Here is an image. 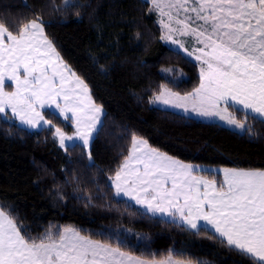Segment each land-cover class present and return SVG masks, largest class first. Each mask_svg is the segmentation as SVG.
Masks as SVG:
<instances>
[{
  "label": "trees",
  "instance_id": "16d2710c",
  "mask_svg": "<svg viewBox=\"0 0 264 264\" xmlns=\"http://www.w3.org/2000/svg\"><path fill=\"white\" fill-rule=\"evenodd\" d=\"M37 18L104 115L89 147L75 143L65 149L51 125L32 131L0 114V209L26 237L71 227L147 261L252 264L208 228L192 230L118 198L112 181L133 135L202 168L199 173L218 183L217 168L264 171L262 119L231 108L245 122L246 130L239 132L151 103L162 85L191 93L199 86L200 67L160 39L157 12L146 0H71L67 6L64 0H0V23L14 34ZM180 72L181 81L175 78ZM44 116L65 133L75 131L53 112Z\"/></svg>",
  "mask_w": 264,
  "mask_h": 264
},
{
  "label": "snow or ice",
  "instance_id": "6c2138e0",
  "mask_svg": "<svg viewBox=\"0 0 264 264\" xmlns=\"http://www.w3.org/2000/svg\"><path fill=\"white\" fill-rule=\"evenodd\" d=\"M71 0H64L69 5ZM161 16L173 19L172 10L195 13V18L176 19L180 28L160 23L167 34L160 37L184 44L171 33L191 35L203 47L189 56L200 62V83L191 93L180 95L162 85L151 103L160 102L199 116H218L237 128L245 122L233 111L243 110L264 122V0H151ZM190 3L196 6L188 7ZM165 8L168 11H165ZM203 13V14H202ZM189 21H192L190 24ZM203 21V24H196ZM206 65V67H204ZM13 91H6L12 87ZM223 105V107H221ZM239 106V107H237ZM54 109L75 128L67 135L45 119L42 110ZM11 111L30 128L51 125L61 148L72 141L87 148L102 108L95 104L87 84L64 64L47 39L39 18L14 34L0 23V114ZM70 114V115H69ZM250 131V129H248ZM91 161V155L89 154ZM223 181L197 175V169L182 163L133 135L127 157L114 174L117 197L126 196L147 209L179 216L191 229L211 226L227 246L252 264H264V171L222 169ZM144 264L93 241L71 227L36 238L26 237L15 220L0 210V264ZM165 264H174L171 257Z\"/></svg>",
  "mask_w": 264,
  "mask_h": 264
},
{
  "label": "rangeland",
  "instance_id": "374dc122",
  "mask_svg": "<svg viewBox=\"0 0 264 264\" xmlns=\"http://www.w3.org/2000/svg\"><path fill=\"white\" fill-rule=\"evenodd\" d=\"M146 1H148V2L152 5V7L154 8V6H153L151 0H146ZM193 6H196V5H195L194 3H190V4L188 5L189 8H191V7H193ZM154 10L157 12V15H158V18H159V21H158V22H159V25H160L161 30H162V35L167 34V29H165V28L163 27V25L160 23L161 20H163L164 23H168V24H170L171 27H173V28H180V27H182V26H181V25H178V24L176 23V19L184 20L185 16H190V17L195 18V13H193V12H191V11L185 13L183 10H180V11H179V15L177 16V14H176V10L173 9V10H172L173 19L170 21L169 18H168V16H161V14H160V12H159L158 10H156L155 8H154ZM165 11H168V9L165 8ZM202 14H203V13H202ZM189 23L191 24L192 21H189ZM203 23H204L203 21H196V24H203ZM171 35H173V37H174L175 39L181 41V42L184 44V47L181 48L179 44H172L171 42L166 41V40H163V41H164L167 45H169L170 47H172V48H174V49L180 51L181 53L187 55L189 58H191L192 60H194L195 62H197V63L199 64V67L201 68V64H200V62L197 61V60L194 58V56H195V55H199V53L197 52V53H194L193 56H189V55H188V52L192 51L194 48L203 47V45L198 44V43L196 42L195 38H194L193 36H191V35L181 36V35H179V33H177V32H173V33H171ZM63 62H64V61H63ZM64 64H65V63H64ZM65 65H66V64H65ZM204 67H206V65H205ZM68 68H69V67H68ZM69 69H70V68H69ZM70 70H71V69H70ZM71 71H72V70H71ZM165 71H166V73H169V74H173V73L175 72L174 69H173V70H172V69H166ZM72 72H73V71H72ZM180 74H182V73L180 72ZM175 78L181 81V80H183L184 75L182 74V75H180L179 77H175ZM5 90H6V91H13V90H14V85H12L11 89L8 88V87H6ZM170 90H171V89H170ZM171 91H172V90H171ZM173 92H174V91H173ZM180 95H183V94H180ZM92 100H93V99H92ZM152 104H153L154 106H155L156 104H158V105H160V106H164V105H165V104H162V103H160V102H156V103H152ZM230 109H231V108H229V110H230ZM46 111H49V112H53V113H54V109L45 108V109L42 110L43 115H44V113H45ZM102 112H103V115H104V111H103V110H102ZM229 112H231V111H229ZM56 114L59 115L58 112H56ZM3 115H7V116L9 117V119H11L13 122H16V123H18L19 125H21V126L27 128V129H30V130H32V131H37V130L42 129V128L45 127V126H49V125H47V124H42V126H39V127H36V128H30V127H28L27 125H22V124L20 123V121H19L18 118H15V117L12 116L10 110H8V111H7L5 114H3ZM69 115H70V114H69ZM233 115H234V114H233ZM44 117H45V116H44ZM202 118H203V120H206V121H213V120H214V121H217V122H219V123H221V124L227 126L228 128H231V129L237 130V131H239V132H244V131L246 130V125H245V129H240V128H237L235 125H230V124H228L226 121L220 120V118H219L218 116H210V117H205V116H204V117H202ZM235 118H236V117H235ZM45 119H46V117H45ZM236 119H237V118H236ZM237 120H238V119H237ZM101 122H102V121H101ZM100 125H101V123H100ZM100 125H99V127H100ZM98 129H99V128H98ZM74 132H75V131H74ZM74 132L71 133V134H68V133H66V134L69 135V136H71V135L74 134ZM95 134H96V133H95ZM95 134H94V135H95ZM66 143L69 144L70 146L73 144L72 141H68V142H66ZM198 169H199V168H198ZM201 169H202V168H201ZM217 169H218V170H221V168H217ZM218 170H215L214 172L216 173V172H218ZM0 210H1V209H0ZM111 248H113V247H111ZM114 249H115V248H114ZM126 255H127V256H131V257H133V258H137V259H139V260H142V261H144V264H165V262L168 261V260H164V261H162V262H160V261H154V262H151V261H147V260H144V259L138 258V257H136V256H132V255H129V254H126ZM171 259H172V258H171ZM172 261L174 262V264H184V262H183V261H180V260L172 259ZM185 263H186V262H185ZM126 264H130V262H126ZM186 264H190V263H186ZM191 264H192V263H191Z\"/></svg>",
  "mask_w": 264,
  "mask_h": 264
},
{
  "label": "crops",
  "instance_id": "0c3cea01",
  "mask_svg": "<svg viewBox=\"0 0 264 264\" xmlns=\"http://www.w3.org/2000/svg\"><path fill=\"white\" fill-rule=\"evenodd\" d=\"M90 94V93H89ZM92 98V97H91ZM156 107H158V108H163V109H166V110H171V111H175V112H178V113H180V114H183V115H186V116H189V117H192V118H196V119H200V120H203V118L202 117H204V116H199V115H197L195 112H193V111H191V107L189 106V111H187V112H185L184 111V109L183 108H174V107H172V106H170V105H164V106H160V105H158V104H156L155 105ZM221 107H223V105H221ZM237 107H239V106H237ZM230 111V110H229ZM241 111H243V110H241ZM244 112V111H243ZM233 114V113H232ZM102 117H103V112H102V115H101V117H100V120L102 121ZM206 121V120H205ZM210 122H217V121H210ZM99 125L100 124H98L97 125V129L99 128ZM96 133V132H95ZM95 133H93V137H94V134ZM92 140H93V138L90 140V143H89V146H90V144H91V142H92ZM75 143H81L82 144V142H80V141H75ZM88 146V147H89ZM182 163H184V162H182ZM184 164H187V163H184ZM187 165H191V164H187ZM194 169H197V175H201V176H203L201 173H199V171H201V169L199 168V167H196V166H194V165H191ZM199 168V169H198ZM224 169V168H223ZM215 170H218V169H215ZM214 170V171H215ZM222 170V169H221ZM221 170H218V172L221 174V176H222V181H223V173H222V171ZM257 171H259V170H257ZM206 178V177H205ZM209 179V178H208ZM112 183H113V181H112ZM218 183V182H217ZM219 184V183H218ZM114 191H115V188H114ZM118 198H120V199H123V200H126V201H128V202H130V203H132V204H134L135 206H137L138 208H140L141 210H143L144 212H146V213H148L149 215H151V216H154V217H159V218H163V219H166V220H169V221H172V222H174V223H177V224H179V225H182V226H184V227H186V228H189V229H191L190 227H188V225H186V224H184V223H182L181 222V220H180V218H179V216L177 215V216H175V217H173V216H168V215H166V214H162V213H155V214H153L152 212H149V211H147V209L146 208H144L143 206H141V205H139V204H136V202L134 201V200H130L128 197H126V196H120V197H118ZM200 224H201V227L202 228H208V229H210V230H212V231H214L212 228H211V226H205L204 225V222H199ZM192 230H198V229H192ZM166 260H168V259H166ZM162 261H164V260H162ZM162 261H160V262H162ZM151 262H154V261H151ZM184 264H186V263H184Z\"/></svg>",
  "mask_w": 264,
  "mask_h": 264
}]
</instances>
